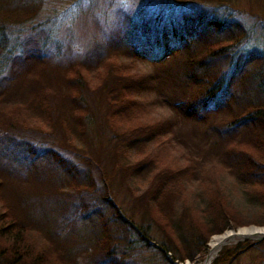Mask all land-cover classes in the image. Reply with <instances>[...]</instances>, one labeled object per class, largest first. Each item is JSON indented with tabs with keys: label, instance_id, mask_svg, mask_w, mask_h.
Here are the masks:
<instances>
[{
	"label": "rangeland",
	"instance_id": "rangeland-1",
	"mask_svg": "<svg viewBox=\"0 0 264 264\" xmlns=\"http://www.w3.org/2000/svg\"><path fill=\"white\" fill-rule=\"evenodd\" d=\"M169 3L168 0H0V23L16 29L18 33L13 35L11 42L16 38L20 46L22 44L21 52L25 50L13 58L0 55L2 190L26 224L66 249L70 263L93 264L89 253L92 229L83 219V212L78 210L76 198L69 200L61 193L67 190L62 184V174L44 158L35 157L42 150H54L75 159L80 164L77 175L81 182H86L88 175L96 184L104 181L123 215L133 218L137 228L143 224L152 240L144 249L136 235L130 238V264H171L170 253H167L166 262L156 250L159 240L167 241L154 225L145 223L143 208L129 193L126 180L113 163L112 153L117 144L110 140V133L97 114L89 122L85 140H73L69 135L72 143L68 146L63 142L61 130L53 127L59 126L57 124L68 114V104L62 97L67 93L66 77L82 68L92 76L108 59L123 64V60H132L138 51L146 59L166 58L159 63L143 59L136 62V67L131 63L122 75V83L132 84L133 93L139 89L133 97L144 99L138 112L139 123L149 127L164 118L171 120L164 136L151 139L152 146L135 153L141 160H152L153 187L156 180H159L157 184L165 183L176 174L182 189L174 191V198L180 196L190 206H196V201L208 193H213L215 198L225 196L224 199L243 212V218L248 216L253 219L247 221H255L237 227L227 226L220 234L210 236L199 250L202 252L194 254L192 259L173 260V263L201 264L209 252L210 240L227 231L248 228L264 231V225L256 221L259 210L248 190L234 174L226 171L227 165L235 163V155L231 154L234 152L229 150L232 145L240 146L249 138L256 139L252 138L255 135L261 138L257 141L264 143L261 127L250 130L248 125L243 127L238 122L228 125L227 114H237L243 105L249 104L248 98L252 95L238 101L235 92L232 97L229 90L228 96L219 99L216 108L204 110L200 106L201 101L195 100V93L184 80L185 67L182 51L179 52L196 24L197 30H201L200 22L165 20L168 13L174 12L173 15L179 17L196 6ZM163 5L169 8L163 9ZM225 5L223 14H229L245 27L246 47L264 51V0H227ZM27 20L30 23L19 24ZM36 53L39 55L35 56ZM109 73L111 67L102 72L101 79L92 88L100 82L108 83ZM80 93L86 96L84 91ZM94 96L89 93V98ZM96 108L101 110L102 105ZM46 119L53 125L52 130L50 127L46 130L49 135L43 134L46 128L42 123ZM23 143L27 146L20 145ZM254 150L264 160V154H259L264 153V146ZM167 189L170 188L166 185L165 193ZM179 212L175 206L173 213L179 216ZM237 244L245 248L222 264H264V239L237 240L220 252L231 250Z\"/></svg>",
	"mask_w": 264,
	"mask_h": 264
},
{
	"label": "trees",
	"instance_id": "trees-1",
	"mask_svg": "<svg viewBox=\"0 0 264 264\" xmlns=\"http://www.w3.org/2000/svg\"><path fill=\"white\" fill-rule=\"evenodd\" d=\"M226 1L168 0V4L171 2L172 6L188 3L196 6V9L179 17L173 15L174 12L172 15L168 13L165 20L170 19L174 23L178 20L200 22L198 27L201 30H197L196 24L188 33L185 45L179 50L182 51L185 67L184 80L195 93V100L201 101L200 106L204 110L216 108L219 99L228 96L229 90L232 91L231 96L235 95L238 101L252 95L248 98L249 104L243 105L237 114H227L230 119L228 125L238 122L243 127L248 125L250 130L256 126L264 130V51L246 47L245 27L229 14H223ZM168 6L163 5L162 8H169ZM27 21L19 24L30 23V20ZM17 33L15 28H9L5 22L0 23V55L13 58L21 52L22 44L20 46L16 38L11 42L13 35ZM24 52L25 50L21 55ZM38 55L36 53L35 56ZM135 55L132 60H123V64L108 59L95 69L92 76L84 68L83 71L74 70L65 79L67 93L62 96L63 102L68 104L66 118L63 117L61 123L57 124L59 126H53L51 120L46 119L42 123L46 129L41 133L49 135L46 130L49 127L52 130L53 126L55 130H61L63 142L67 146L72 143L69 135L73 136V140L84 141L89 122L97 114L108 134L110 133V140L116 141L117 147L112 153L113 163L126 180L129 193L143 208L145 223L154 225L167 241H158V254H162L167 262V253H170L169 261L174 264L173 260L182 262L184 259H192L197 252H202L199 250L208 238L220 234L227 226L237 227L255 221H247L253 219L248 216L243 218V212L224 199L225 196L222 199L215 198L213 193H208L196 201V206H190L179 195L174 198V191L182 189L181 184L177 183L179 178L176 174L173 178H168L166 184H157L159 180H156V187H153L152 160H141L135 153L152 146L151 139H159L162 134L164 136L171 120L164 118L149 127L139 123L138 112L145 103L144 99H135L133 94L136 95L135 92L139 89L133 93L132 84L122 83V75L130 64L133 63L136 67V62L146 59L140 51ZM165 59L146 60L159 63ZM110 67L111 73L107 75L111 77L110 81L100 82L96 88H92L101 79L102 72L109 71ZM80 91H84L86 96ZM89 93H94L95 96L89 98ZM99 104L102 105L101 110L96 108ZM148 106L151 107L150 101ZM252 138L261 139L257 135ZM250 139L240 146H231L229 150L234 152L231 154L235 155V163L233 166L227 165L226 171L234 174L246 187L251 196L248 197L260 212H257L256 221L264 225V160L254 150L257 146H264V143ZM20 145L27 146L26 143ZM139 145L141 147L137 148ZM60 147L63 149V146ZM58 153L54 150H42L35 157L44 158L53 169L62 174V184L67 189L61 192L63 196H67L69 200L76 198L74 201L77 202L78 210L83 212V219L92 229L90 261L93 264H130L129 245L133 235L141 242V248L150 246L149 240L152 239L146 234V228L143 224L137 228L133 218L123 215L103 179V183L99 180L96 184L91 180V175H88L89 179L81 182L77 175L80 164L75 159ZM32 154L34 155L33 152ZM45 155L48 157H44ZM166 185L172 191L167 189L165 193L163 189ZM139 186H144L143 190ZM140 190L142 193L138 194ZM175 206L180 210L179 216L173 213ZM54 242L45 233L41 234L22 220L3 192L0 179V264H73L67 259L66 249ZM243 248L244 245L237 244L231 250L220 252L210 264H222Z\"/></svg>",
	"mask_w": 264,
	"mask_h": 264
},
{
	"label": "bare ground",
	"instance_id": "bare-ground-1",
	"mask_svg": "<svg viewBox=\"0 0 264 264\" xmlns=\"http://www.w3.org/2000/svg\"><path fill=\"white\" fill-rule=\"evenodd\" d=\"M244 239H264V231L258 228L241 229L236 232L227 231L221 236L214 237L209 242V252L201 264H209L217 253L227 245Z\"/></svg>",
	"mask_w": 264,
	"mask_h": 264
}]
</instances>
